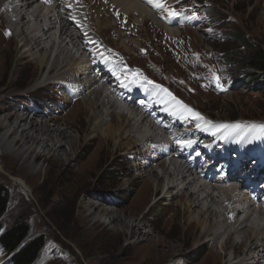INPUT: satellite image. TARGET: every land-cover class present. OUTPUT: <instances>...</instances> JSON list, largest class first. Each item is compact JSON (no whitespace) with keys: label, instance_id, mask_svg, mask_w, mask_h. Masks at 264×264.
<instances>
[{"label":"rangeland","instance_id":"374dc122","mask_svg":"<svg viewBox=\"0 0 264 264\" xmlns=\"http://www.w3.org/2000/svg\"><path fill=\"white\" fill-rule=\"evenodd\" d=\"M174 2L178 3L175 8L183 10L181 12L196 22L195 28L180 29L176 37L171 38L150 21L137 24L122 14L127 19L128 30L119 26L115 30L90 29L97 35L101 55L121 63L125 71L123 80H147L162 91L166 89L163 91L166 96L171 93V100L175 97L176 101L199 113L203 119L194 117L172 100L177 114L197 121L195 128L215 122L217 125L204 131L203 136L209 132L228 135L225 131L229 130H218V126L230 121L245 126L264 124V92L249 88V84H242L243 80L236 86L235 70L231 64L227 65L228 69L225 67L230 63L225 54L233 52L232 59L237 60L238 52L243 50L233 39L237 42L244 37L258 42L264 49V0ZM88 3L114 24L108 13L113 8L106 1L87 0ZM88 13L94 16L93 11ZM5 14L6 11L0 10L3 20ZM7 25L0 20V116L33 110L42 116L43 120L39 121L51 128L65 129L72 139L78 136L80 141L74 154L67 145L64 147L72 154L70 164L36 149L29 158L33 167L28 169L22 159L5 157L0 152V184L9 199V208L0 226L5 229L23 224L28 227L31 239L45 238L36 264H172L171 259L180 253L183 255L178 258L182 264H224V260L218 262L210 255L212 248L205 239L201 245L194 244L201 236V228L194 221L189 224L188 218L196 219L201 205L192 212H183L182 203L176 204L183 199L177 195L170 207L169 201L164 200V191L159 188L152 195L150 187H143L142 179L127 191L117 190L125 179L136 175L131 169V156L123 149L114 152L113 140L84 141L89 115L85 104L80 100L79 104L66 101L65 94L71 88L65 84H43L47 78L55 77L56 72L48 75L47 68H37L35 61L39 58L30 61L29 56L20 63L15 79L10 81L20 27L11 31ZM52 34H47L50 36L43 50L51 45ZM108 101L105 98V102ZM38 155L40 158L35 160ZM16 179L26 184L30 195L20 191L15 185ZM93 198H97L98 205L113 210L126 221H140L142 231L148 233L152 241L149 243L146 237L143 240L136 230L130 232L119 223L111 224L101 215L94 216L92 221L82 204ZM211 209L218 208L212 206ZM219 212L221 214V209ZM234 221L238 222L239 218ZM0 258L8 264L1 253ZM227 264L244 263L230 260Z\"/></svg>","mask_w":264,"mask_h":264},{"label":"bare ground","instance_id":"6f19581e","mask_svg":"<svg viewBox=\"0 0 264 264\" xmlns=\"http://www.w3.org/2000/svg\"><path fill=\"white\" fill-rule=\"evenodd\" d=\"M104 1L118 13L132 18L137 24L150 21L155 26L161 27L166 37H176L179 32V29L161 25L157 16L151 14L136 0ZM66 4L70 5L72 9L66 10L64 8ZM0 10L6 11L5 17L3 16L4 20L2 17L0 20L6 25L8 24L9 30L13 31L15 27H20L17 35L18 41L14 47V62L11 72H9L10 81L15 79L20 63L30 56V61L39 58L38 61H35L37 68L40 70L47 68L48 75L50 72H56L55 77L47 78L43 84L48 82L65 84L71 88V91L78 93L76 103L79 104L82 101L85 104V110L89 111L84 141L100 138L103 143H106L113 140L112 150L114 152L123 149L126 154L131 156V169L136 175L125 179L118 185L117 190L127 191L142 179L143 187H150L149 193L152 195L161 188V191H164V200L169 201L170 207L175 202L174 197L177 195H181V199H183L176 202L179 205L182 203L183 212H192L196 206L201 205V209L197 211V218H188L189 224L194 221L196 226L201 228V236L198 237L200 240L196 239L194 244L201 245V241L205 239L212 248L210 255L215 256L218 262L224 260V264L230 260H238L239 263L244 264H264V211L259 212L250 204L246 189L239 190L233 184L219 185L216 181H208L206 177H197L200 173L196 174L192 168L186 170L182 162L168 158L161 161V158L154 154L155 151H151L162 143V141L160 143L156 140H159L163 132L169 140H179L189 136L199 140L204 131L217 124L210 122L195 128L197 121L186 120L180 115L174 114L167 109V105L161 102L160 98L156 99V104L150 109H130V112L124 110L110 96L104 94L105 88L109 89L113 86L114 79H107L106 87H98L92 67L94 61L89 64L88 60L75 57L80 47L88 57L92 56L90 42L85 37L93 33H87V30L91 28L96 31L115 30V24L101 15V11L92 4L87 5V0H64L61 7L46 11L42 10L36 0H5V2L0 0ZM89 11H93L94 16L90 15ZM81 23L86 29H82ZM47 34H52L53 38L51 45L43 50L42 46L48 43V36H50ZM33 35L35 38L31 39ZM94 44L97 51L101 52L102 48L97 40H94ZM75 49L77 50L74 52ZM41 52L44 55H41ZM59 73L61 74L59 75ZM116 74L117 72L113 75ZM106 75L109 76V74ZM43 84H39V86L43 87ZM104 97L109 101L105 102ZM65 99L69 102L67 97ZM166 101L170 103L168 97H166ZM99 109L100 111H98ZM25 111L24 113L16 111L10 115L0 116V152L2 155L12 157V159H22L26 168L31 169L33 164L29 163V158L36 149H40L43 154L70 164L80 137L72 139L65 129L51 128L39 121L43 118L37 112ZM171 123H177L173 132L167 131L165 127ZM101 124L103 128H101ZM222 124L234 125V122ZM181 125H183V129L179 128ZM239 125L245 126L244 123ZM253 125L264 124L255 123ZM6 130L8 131L5 133ZM240 130H232L229 137L236 136ZM150 137L151 141H149ZM206 137L212 138L213 133H207L204 138ZM263 138L264 133L259 129L248 128L247 134L241 138L242 145H240L244 152L247 150L245 159L252 157V147L259 151L263 144ZM65 145L69 147L71 155L64 150ZM170 153L177 154L178 150L170 151ZM39 158L38 155L35 160ZM205 159L213 161L214 154H207ZM248 163L245 162L244 166ZM216 164H220V161H217ZM248 183L249 185L254 183L251 177ZM15 185L26 196L30 195V189L22 180L16 179ZM260 191L264 194V189ZM93 199L82 204L83 209L88 211L87 217L92 221L94 216L101 215L100 217H104L111 224L118 225L119 223L130 232L136 230L143 240L146 237L145 240L149 243L152 241L149 234L142 231L144 227L140 221H126L115 215L113 210L108 211L98 205L97 198ZM106 201L109 202V200ZM212 206H217L218 211L211 209ZM240 217H243L241 221H234ZM158 244H160L159 241ZM181 255L183 254L175 256ZM178 257L172 258L171 263L182 264ZM225 258L227 259L225 260ZM0 264H4L1 258ZM213 264H217V262Z\"/></svg>","mask_w":264,"mask_h":264},{"label":"trees","instance_id":"16d2710c","mask_svg":"<svg viewBox=\"0 0 264 264\" xmlns=\"http://www.w3.org/2000/svg\"><path fill=\"white\" fill-rule=\"evenodd\" d=\"M233 43L240 44L242 52H238L237 60L234 54H225L236 72V83L249 84V88L256 87L264 92V49L258 42H251L241 37L239 41ZM230 67V65H229ZM240 77V79H238ZM9 208V199L6 190L0 184V221L4 218ZM151 218L153 217L150 214ZM26 225H13L3 229L0 226V251L7 257L8 264H36L39 255L45 246V238L37 236L31 239Z\"/></svg>","mask_w":264,"mask_h":264},{"label":"snow or ice","instance_id":"6c2138e0","mask_svg":"<svg viewBox=\"0 0 264 264\" xmlns=\"http://www.w3.org/2000/svg\"><path fill=\"white\" fill-rule=\"evenodd\" d=\"M170 15H177V13H175L174 11L170 12ZM218 81V78H217ZM151 83V82H149ZM217 86L220 87L219 83H217ZM159 87V86H157ZM163 91H167L166 89ZM168 95L171 97V93H168ZM172 100L175 101L178 105H180L181 108L185 109L187 112L191 113L194 117L198 118V119H203V117H201L199 115V113H195L192 111V109L188 108L187 105H183L182 102L180 101H176L175 97H172ZM242 127H250L252 129H259L260 132L264 133V125H250V126H241L239 124H234V125H229V124H222L218 126V130L223 129V130H239L242 129ZM215 135V133H213ZM188 144H190L191 142H187Z\"/></svg>","mask_w":264,"mask_h":264}]
</instances>
